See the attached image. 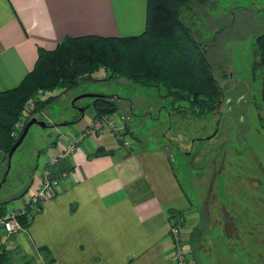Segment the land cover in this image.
I'll list each match as a JSON object with an SVG mask.
<instances>
[{
	"label": "crops",
	"instance_id": "0c3cea01",
	"mask_svg": "<svg viewBox=\"0 0 264 264\" xmlns=\"http://www.w3.org/2000/svg\"><path fill=\"white\" fill-rule=\"evenodd\" d=\"M145 13L146 0H0V91L15 87L32 70L38 48L52 50L66 36L137 35L145 28ZM84 107L80 116L65 120L64 126L74 128L58 131L38 155L24 191L4 206L24 205L35 174L52 159L53 176L67 171L27 228L4 241L9 264H174L169 224L177 218L189 264H235L238 254L225 244L240 240L233 219L217 222L224 233L192 240L202 224L200 214L164 147L144 148L138 140L124 147L93 121V108L85 119ZM87 129L71 155L58 156ZM99 147L111 153L94 155Z\"/></svg>",
	"mask_w": 264,
	"mask_h": 264
},
{
	"label": "rangeland",
	"instance_id": "374dc122",
	"mask_svg": "<svg viewBox=\"0 0 264 264\" xmlns=\"http://www.w3.org/2000/svg\"><path fill=\"white\" fill-rule=\"evenodd\" d=\"M182 17L203 44L221 86L215 111L195 115L188 101L174 100L164 86L109 78V73L100 69L93 79L75 88L42 94V99L55 98L35 117L47 124L64 123L80 116V108L86 106L85 119H90L93 98L78 97L112 96L117 112L109 120L130 141L129 146L138 140L144 148L164 147L168 154L200 214L202 224L192 240L195 242L197 234L206 238L217 231L224 233L217 222L233 219L240 240L225 239V244L230 243L238 254L234 263L264 264V105L262 70L255 66L256 37L264 33V0H208L204 4L192 0ZM93 121L101 123L98 118ZM69 127L74 128L72 124L29 127L12 154L0 201L8 205L12 196L24 191L38 155L59 137L58 131ZM4 169L5 164H0V180Z\"/></svg>",
	"mask_w": 264,
	"mask_h": 264
},
{
	"label": "trees",
	"instance_id": "16d2710c",
	"mask_svg": "<svg viewBox=\"0 0 264 264\" xmlns=\"http://www.w3.org/2000/svg\"><path fill=\"white\" fill-rule=\"evenodd\" d=\"M199 1L204 4L208 0ZM191 2L146 0L145 28L137 35L66 36L52 50L38 48L32 70L15 87L0 91V160L6 158L27 120L42 113L45 104L55 98L42 99V94L57 88H75L80 82L93 79V73L100 69L108 72L109 78L118 76L144 86H164L174 100L188 101L195 115L215 111L221 99V86L203 44L182 17ZM255 55V66L262 70L264 105V33L256 37ZM29 99H33L31 105L27 103ZM91 106L95 118L117 112V105L109 96L92 99ZM16 123L19 128H15ZM108 153L111 150L99 147L93 154ZM5 203L0 201V213ZM19 221L26 228L30 223L23 214ZM9 262L10 252L2 244L0 264Z\"/></svg>",
	"mask_w": 264,
	"mask_h": 264
},
{
	"label": "built area",
	"instance_id": "2783aa9c",
	"mask_svg": "<svg viewBox=\"0 0 264 264\" xmlns=\"http://www.w3.org/2000/svg\"><path fill=\"white\" fill-rule=\"evenodd\" d=\"M27 103L31 105L33 99L27 100ZM109 116L110 115H105L101 119H98L101 123L105 121L104 126L114 134L115 139L124 147H128L130 141L123 136L120 130L116 129V124L114 121L109 120ZM101 123L98 124L99 127L103 126ZM19 126L18 123L15 124V128H19ZM89 131L90 129H87L80 133L76 142L65 145V148L58 156L66 157L71 155L76 149L77 142ZM15 133L16 130L12 132V135H15ZM54 161L55 159H52L49 165L40 168L37 174H35V183L32 185V191L27 195V200L24 205L19 208L5 209L0 213V245H2L10 235L19 233L25 229L19 221V216L21 214L27 215L28 219L33 218V216L38 213L40 206H42L45 201L54 197L58 192L61 179L67 177L68 173L67 171H60L57 176H53L51 174V165ZM180 222L181 218H177L169 224V233L173 241L174 264H189L188 254L183 246Z\"/></svg>",
	"mask_w": 264,
	"mask_h": 264
},
{
	"label": "water",
	"instance_id": "95a60500",
	"mask_svg": "<svg viewBox=\"0 0 264 264\" xmlns=\"http://www.w3.org/2000/svg\"><path fill=\"white\" fill-rule=\"evenodd\" d=\"M83 96L92 97L94 99V98H97V97H103L105 95H100V94H87V95H81L78 98L83 97ZM80 111H81V114H82L83 111H84V108H80ZM32 124H37L41 128H45V127L55 128V127H59V126H64L66 123L47 124L44 120H39L35 116H33L29 120H27V122L25 123V125L22 128V131H21L19 137L17 138V140L15 141V143L11 146V148L7 152V155H6V158H5L6 159V167H5V170H4L3 174H2V178L0 180V188L2 186V183L5 181V178H6L7 174H8L9 169H10L12 154L16 150V148L20 145V143L24 139L25 135L27 134V131H28L29 127Z\"/></svg>",
	"mask_w": 264,
	"mask_h": 264
}]
</instances>
